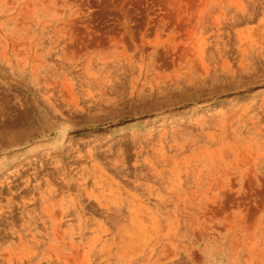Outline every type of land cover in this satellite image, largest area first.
<instances>
[{
	"label": "rangeland",
	"instance_id": "obj_1",
	"mask_svg": "<svg viewBox=\"0 0 264 264\" xmlns=\"http://www.w3.org/2000/svg\"><path fill=\"white\" fill-rule=\"evenodd\" d=\"M0 264H264V0H0Z\"/></svg>",
	"mask_w": 264,
	"mask_h": 264
},
{
	"label": "bare ground",
	"instance_id": "obj_2",
	"mask_svg": "<svg viewBox=\"0 0 264 264\" xmlns=\"http://www.w3.org/2000/svg\"><path fill=\"white\" fill-rule=\"evenodd\" d=\"M14 157V156H13Z\"/></svg>",
	"mask_w": 264,
	"mask_h": 264
}]
</instances>
